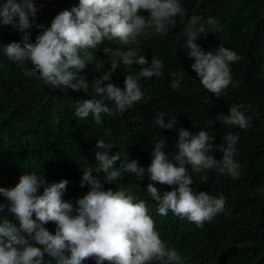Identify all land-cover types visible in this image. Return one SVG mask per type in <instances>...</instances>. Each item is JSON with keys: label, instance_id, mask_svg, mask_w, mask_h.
<instances>
[{"label": "trees", "instance_id": "obj_1", "mask_svg": "<svg viewBox=\"0 0 264 264\" xmlns=\"http://www.w3.org/2000/svg\"><path fill=\"white\" fill-rule=\"evenodd\" d=\"M4 2L0 0V4ZM179 2L185 9L184 21L174 17L175 24L169 26L167 33L146 29L148 34L138 37L136 44L122 45L119 40L105 38L97 48L88 50L94 59L80 75L89 82L111 70L114 57L106 54L105 48L136 47L138 55L145 56L149 64L152 56L163 63L162 76L145 78L139 75L144 66L134 64L128 68L120 62L111 82L123 89L125 76H135L144 99L122 114H102L100 124L91 114L84 119L74 114L77 100L93 96L91 88L87 93L64 86L53 89L43 80L24 74L31 65H18L0 52V187H14L26 173L43 176L47 184L66 179L69 183L62 199L76 207V199L90 191L87 182L81 187V168L90 166L93 175L100 176L103 190L128 189L134 202L145 201L160 238L180 254L183 264H264V0ZM35 3L40 9L36 23L50 25L56 14L78 6L79 0H35ZM140 14L149 15L146 11ZM193 15L216 21L214 26L205 24V32L196 40L198 45L208 51L222 44L242 57L229 64L232 83L218 97L203 88L191 69L194 60L186 58L181 48L184 39H177L188 17ZM29 32V42L34 43L39 30L32 27ZM22 36L11 26L0 25V44L17 42L23 46ZM173 79L181 81L179 90L171 87ZM233 105L241 106L240 110L252 118L247 128L220 123L218 116L228 115ZM158 112L167 114L164 123L176 118L177 125L171 130L160 129L155 123ZM181 127L191 133L205 130L214 136L215 149L211 155L217 160L223 155L219 148L226 147L224 136L231 133L238 137L234 160L240 165L239 177L220 174L216 169L193 173L191 166L187 168L194 189L226 199L224 213L217 214L203 227L171 211L166 216L158 214L157 203L146 191L147 185L153 183L147 174L138 179L135 174L123 173L107 184L95 160L98 151L95 145L103 139L114 145L109 154L119 152L122 158L128 155L147 168L152 148L162 138L166 139L162 150L171 159L178 152L176 142ZM202 175L208 177L206 182L201 180ZM154 186L161 193L178 187L158 183ZM42 193L43 187L39 190ZM0 203H5L3 197ZM0 215H7L19 227L9 213ZM44 226L55 233L54 222ZM44 259L45 264L49 261L55 264L46 253ZM82 264H96V260L90 258Z\"/></svg>", "mask_w": 264, "mask_h": 264}, {"label": "clouds", "instance_id": "obj_2", "mask_svg": "<svg viewBox=\"0 0 264 264\" xmlns=\"http://www.w3.org/2000/svg\"><path fill=\"white\" fill-rule=\"evenodd\" d=\"M38 11L35 0H6L0 4V25L23 33V46L17 42L0 44V52L18 65H31L24 74L43 80L53 89L64 86L87 93L91 88L93 96L77 100L74 114L81 119L91 114L97 124L102 123V114H122L144 99L135 76H125L123 89L111 82L120 62L128 68L134 64L144 66L139 75L145 78L162 76L163 63L152 56L149 64L145 56L138 55L136 47L105 48V53L114 57L111 70L89 82L80 75L94 59L88 50L97 48L105 38L119 40L122 45L136 44L138 37L148 34L146 29L167 33L169 26L175 24L174 17L179 16L181 22L185 17L179 0H79L78 6L56 14L50 25L36 23ZM144 11L149 15L140 14ZM215 23L212 18L190 16L177 39H184L181 48L186 58L194 60L191 69L203 88L218 97L232 83L229 64L242 57L222 44L205 51L196 43L205 32V24ZM32 27L39 30L34 43L29 42ZM180 85L179 79L171 82L173 89L179 90ZM107 102L114 107L110 108ZM240 107L230 106L228 115L218 116L220 123L247 128L252 118ZM165 116L166 113H156V125L160 129H173L178 120L170 118L166 124ZM223 139L226 147L219 148L223 154L221 160L211 155L215 149L214 136L205 130L191 133L182 127L176 142L178 152L171 159L162 150L166 147V139L162 138L152 148L151 164L147 168L128 155L122 158L119 152L109 154L114 145L103 139L95 145L98 149L95 160L107 184L123 173L135 174L138 179L147 174L153 183L147 185L146 191L157 203L158 214L166 216L171 211L203 227L205 222L224 213L226 199L194 189L187 168L191 166L193 173L216 169L220 174L239 177L240 165L234 160L238 137L228 133ZM81 171V187L87 182L90 191L76 199V207L62 199L69 183L66 179L47 184L43 176L26 173L14 187H0V197L5 200L0 203V213L7 212L19 222L17 227L7 215H0V264H45V253L55 264H82L90 258H95L96 264H183L180 254L160 238L145 201L134 202L128 189L103 190L100 176H94L90 166ZM207 179L206 175L201 176L202 181ZM154 183L178 187L161 193ZM42 187L43 193L39 194ZM49 222L56 224L54 234L44 226Z\"/></svg>", "mask_w": 264, "mask_h": 264}]
</instances>
